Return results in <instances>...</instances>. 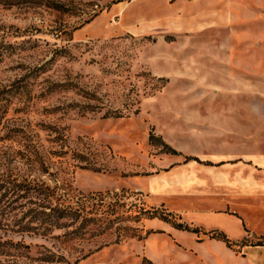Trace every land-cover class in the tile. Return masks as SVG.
<instances>
[{
  "label": "rangeland",
  "instance_id": "374dc122",
  "mask_svg": "<svg viewBox=\"0 0 264 264\" xmlns=\"http://www.w3.org/2000/svg\"><path fill=\"white\" fill-rule=\"evenodd\" d=\"M112 1L0 0V264H217L209 232H261L255 211L225 223L216 197H155L147 179L200 164L217 97L254 94L216 87V51L264 67V0H222L213 27L216 0ZM137 13L151 29L126 31Z\"/></svg>",
  "mask_w": 264,
  "mask_h": 264
},
{
  "label": "crops",
  "instance_id": "0c3cea01",
  "mask_svg": "<svg viewBox=\"0 0 264 264\" xmlns=\"http://www.w3.org/2000/svg\"><path fill=\"white\" fill-rule=\"evenodd\" d=\"M221 2L216 0L203 11L201 20H206L205 23L212 27L220 24ZM113 9L121 18L124 16L126 8L115 6ZM133 20L135 24L128 26L126 31L145 32L153 26L148 20H143V14L130 17L128 23ZM220 52L216 51L219 62L224 64L221 63V73L217 72L216 87L233 90L247 88L254 94L217 97L221 99L223 110L207 116V120L215 122L205 124L207 135L201 136L198 155L201 163L179 157L168 159L169 165L163 170L157 169L147 179L148 191L155 197L166 194H194L201 199L216 197L219 200L216 212L225 223H238L237 218L242 217L245 220L248 210L257 212L263 218L261 232L249 228L243 238H232L231 246L211 237L209 232L210 236L201 244L203 252L200 255L216 258L217 264H264V123L257 128L255 122L257 119L264 121V71H260L264 67L249 66L248 71L253 74L248 72L246 76L239 68H229L227 63L230 61L225 58L227 53ZM257 88H262V97L258 99ZM256 104H262L263 108L257 111Z\"/></svg>",
  "mask_w": 264,
  "mask_h": 264
},
{
  "label": "trees",
  "instance_id": "16d2710c",
  "mask_svg": "<svg viewBox=\"0 0 264 264\" xmlns=\"http://www.w3.org/2000/svg\"><path fill=\"white\" fill-rule=\"evenodd\" d=\"M118 1H122V0H113L112 2H118ZM170 153H174V154H176L177 151H176L174 148L170 147ZM164 218H165L166 220H169V217H168L167 215H164ZM175 226L178 227V228H181V229H189L187 226L183 225L182 223H177V224H175ZM197 230H199V229H197ZM211 234H213V236H215V237L217 236L218 239H222V240L226 241V243H227L229 246L233 245V243L230 242L229 239H227V238L225 237V235H223L222 233H220V232H213V233H211Z\"/></svg>",
  "mask_w": 264,
  "mask_h": 264
}]
</instances>
